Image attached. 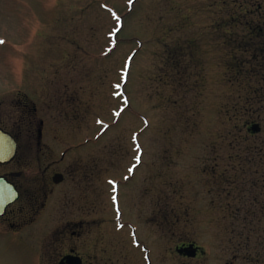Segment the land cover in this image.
I'll return each mask as SVG.
<instances>
[{"label":"rangeland","instance_id":"1","mask_svg":"<svg viewBox=\"0 0 264 264\" xmlns=\"http://www.w3.org/2000/svg\"><path fill=\"white\" fill-rule=\"evenodd\" d=\"M256 3L264 14V0H0V121L21 123L12 102L29 92L46 142L78 146L81 178L56 190L83 192L90 264H264ZM46 225L0 241V264L54 263Z\"/></svg>","mask_w":264,"mask_h":264},{"label":"flooded vegetation","instance_id":"2","mask_svg":"<svg viewBox=\"0 0 264 264\" xmlns=\"http://www.w3.org/2000/svg\"><path fill=\"white\" fill-rule=\"evenodd\" d=\"M262 9V5L256 3L255 10L259 12L257 18L263 28L254 27L246 38L247 44L254 46V57L251 58L253 63L256 62V66L251 67L252 69L246 74L252 76L251 79L258 78L257 82L261 84L258 90L261 91L255 90L254 93H258L259 100L264 97V14L261 13ZM19 86L24 87V85ZM27 87L33 88L31 85ZM16 92L17 95H25L24 99L21 97L17 102H12V108L20 115L21 123L16 121L13 123L14 128L9 129L0 121V128L10 134L16 144L13 159L9 163L0 164V177L14 186L18 197L0 215V241H17L15 235L23 231L29 238L28 230L43 214L47 223L46 230L50 228L45 234L44 241L47 255L49 259L56 257V261L52 264H70L74 258H80L82 264H90L96 260V255L90 257L91 261H89L78 248L84 224L83 192L56 190L63 185L67 186L68 183L76 185L79 180L78 174L81 178L79 163L69 158L72 156L70 152L77 151L78 146L71 145L63 150L60 145L57 149L53 144H48L46 141L50 139L52 133L55 135V129L45 127V120L40 116L45 111L41 113L40 108L31 100L29 92L22 90ZM255 125L258 126L256 132L251 130ZM255 125L253 124L250 130L253 133H259L260 126ZM115 202L120 218L118 221L122 224L118 192L115 194ZM132 231L135 245L140 246L139 240L135 237V229L133 228ZM23 244L27 245L26 242ZM190 245L191 243L181 244L177 247V252ZM193 246L196 248V255L191 258H196L201 249L196 245ZM180 256L189 257L185 254ZM145 257L149 261L148 254Z\"/></svg>","mask_w":264,"mask_h":264},{"label":"water","instance_id":"3","mask_svg":"<svg viewBox=\"0 0 264 264\" xmlns=\"http://www.w3.org/2000/svg\"><path fill=\"white\" fill-rule=\"evenodd\" d=\"M252 131H258V126H253ZM15 142L13 138L0 128V164L9 163L15 154ZM18 197L17 190L5 178L0 177V215H2L7 206L13 203ZM180 254H185L189 257L196 255V248L191 244L190 246L179 249ZM70 264H82L80 258H74Z\"/></svg>","mask_w":264,"mask_h":264},{"label":"snow or ice","instance_id":"4","mask_svg":"<svg viewBox=\"0 0 264 264\" xmlns=\"http://www.w3.org/2000/svg\"><path fill=\"white\" fill-rule=\"evenodd\" d=\"M0 43H3V41H0Z\"/></svg>","mask_w":264,"mask_h":264}]
</instances>
